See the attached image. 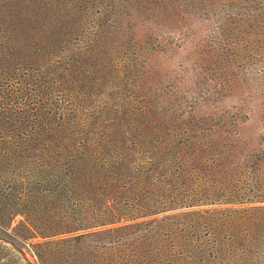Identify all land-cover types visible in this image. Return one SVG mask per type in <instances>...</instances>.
Instances as JSON below:
<instances>
[{"label":"rangeland","instance_id":"obj_1","mask_svg":"<svg viewBox=\"0 0 264 264\" xmlns=\"http://www.w3.org/2000/svg\"><path fill=\"white\" fill-rule=\"evenodd\" d=\"M0 264H264V0H0Z\"/></svg>","mask_w":264,"mask_h":264},{"label":"trees","instance_id":"obj_2","mask_svg":"<svg viewBox=\"0 0 264 264\" xmlns=\"http://www.w3.org/2000/svg\"><path fill=\"white\" fill-rule=\"evenodd\" d=\"M25 19L28 20L26 23H24L25 26H27L29 29H31L32 27H34V21L32 19H28V18H25ZM5 48L8 49V47H5ZM28 81H32V80L29 79ZM21 93H22V91H21Z\"/></svg>","mask_w":264,"mask_h":264}]
</instances>
